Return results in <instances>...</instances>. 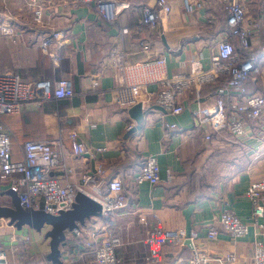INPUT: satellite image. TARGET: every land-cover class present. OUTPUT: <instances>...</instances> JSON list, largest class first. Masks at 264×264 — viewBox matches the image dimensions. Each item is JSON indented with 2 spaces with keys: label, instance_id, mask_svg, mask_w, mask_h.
<instances>
[{
  "label": "crops",
  "instance_id": "obj_1",
  "mask_svg": "<svg viewBox=\"0 0 264 264\" xmlns=\"http://www.w3.org/2000/svg\"><path fill=\"white\" fill-rule=\"evenodd\" d=\"M169 1L171 11L160 13L155 30L137 33L133 27L143 16V6H153L154 0H121L131 6L121 12L118 27L108 25L87 5H75L72 0L37 5L46 8L43 24L35 21V7L27 6L25 0H0V71H13L29 81L53 83L69 78L75 89L71 98H52L39 108L28 104L21 114L5 119L12 133V158L23 159L25 141L52 139L62 127L65 138L57 152L72 169L68 176L71 183H83L87 172L96 173L102 186L108 178L119 175L129 198L128 208L115 219L114 234L122 241L118 248L120 264H144L146 239L157 225L196 231V248L213 259L211 264H219L216 258L229 254L237 257L238 264H253L254 243L262 239L260 229L251 226L248 236L239 240H232L225 232L211 240L208 230L218 225L214 219L224 208L233 210L243 221L250 219L247 190L253 181L264 177V116L248 125L251 132L243 143L228 132L207 141L203 131L194 126L192 110L196 103L191 95L185 99L180 115L155 109L146 113L140 124L113 103L115 83L108 66L113 47L126 53L128 61L138 62L148 58L143 44L150 41L152 54L166 58L169 76L188 73L197 60L208 68L217 53V43L226 32L228 0H196L202 7L193 12L185 9L184 0ZM245 2L248 19L257 23L251 46L258 57L259 72L250 80L249 89L264 94V0ZM8 27L12 34L3 31ZM125 27L131 28L129 34L121 32ZM56 31L62 34L60 43L52 46L60 56L57 61L41 47L42 39ZM94 76L100 82L95 90L91 86ZM213 95V88H202L204 101ZM130 125L133 128L129 129ZM70 131L78 133L89 153H72L67 138ZM150 154L158 158L162 180L156 185L137 184L135 177ZM167 169L174 172L172 182L166 180ZM63 174L59 169L51 172L61 179L65 178ZM10 190V179H1L0 205H11ZM49 229H18L2 218L0 249L10 262L51 264L47 258L51 252L46 236ZM81 240L69 233L67 244L60 247L63 264H95L93 252ZM192 258L190 247L166 245L163 249V264H190Z\"/></svg>",
  "mask_w": 264,
  "mask_h": 264
},
{
  "label": "built area",
  "instance_id": "obj_2",
  "mask_svg": "<svg viewBox=\"0 0 264 264\" xmlns=\"http://www.w3.org/2000/svg\"><path fill=\"white\" fill-rule=\"evenodd\" d=\"M25 1L27 6L35 7L32 11L35 21L43 24L46 8L37 5L52 0ZM72 2L75 5H87L112 27L120 25L121 12L131 6L127 2L124 5L121 0ZM184 7L188 12H193L202 7V2L184 0ZM171 8L169 0H154L153 6H143V16L134 25V31H154L160 13H169ZM225 11L226 32L217 43V53L212 55L208 68H204L202 62L197 60L191 63L188 73L169 76L166 58L160 54H152L150 41L143 44V49L149 54L148 58L138 62L128 61L126 53L118 47H113L108 54L109 74L115 83L113 103L126 111L142 104L146 113L155 110L154 106H159L164 112L176 116L184 111V101L191 95L196 103L192 110L194 126L203 131L205 140L212 141L214 135L228 132L243 143L251 132L248 125L264 116V94H252L246 85L248 81L255 79L259 72L258 57L253 53L251 46V35L257 23L248 19L245 0H228ZM3 31L6 34L13 32L9 27ZM130 31V27L121 29L124 35ZM61 35L59 31L53 32L41 42L43 50L55 61L59 60L60 56L58 51L52 50V46L60 43ZM234 38L239 39L245 57L237 50ZM219 81H224V87L215 92L209 101H204L202 88ZM91 86L94 90L100 86L98 76L91 79ZM74 93L72 79H60L53 83L49 80L29 81L13 71H0V180L10 179L11 190L18 194L20 204L26 210L43 209L49 214L58 215L73 208L78 194L90 197L101 206L100 214L87 219L84 225L74 229L72 234L82 239L85 247L93 252L95 264H120L118 248L122 241L114 234L115 219L128 208L129 198L119 175L108 178L103 186L98 182L97 174L92 172L85 173L83 183H71L68 176L72 169L57 152V147L63 144L65 138V130L62 127L58 136L52 139L25 141L23 159L15 161L12 158V133L5 119L21 114L25 105L31 104L39 108L52 98H71ZM93 127L95 125H92ZM167 127L184 131L176 125L167 124ZM131 128L132 125L129 126V129ZM67 138L74 155L90 152L79 140L76 131H70ZM53 169L61 170L65 178L52 176ZM166 177L168 182H172L175 178L174 172L167 169ZM161 180L158 158L150 154L135 177V182L156 185ZM247 197L252 210L249 221H243L233 210L224 208L214 219L218 225H213L208 230V238L215 240L220 232H225L232 240H239L248 236L251 226L257 227L262 232V239L254 243L252 260L253 264H264V177L250 184ZM198 238L196 231L188 233L184 229H164L157 225L152 228L146 239L147 254L144 264H163V249L166 245L190 247L193 252L190 264H211L213 259L201 255L197 250ZM216 262L238 264V259L229 254L216 258ZM0 264L17 263L10 262L7 253L0 249Z\"/></svg>",
  "mask_w": 264,
  "mask_h": 264
},
{
  "label": "water",
  "instance_id": "obj_3",
  "mask_svg": "<svg viewBox=\"0 0 264 264\" xmlns=\"http://www.w3.org/2000/svg\"><path fill=\"white\" fill-rule=\"evenodd\" d=\"M154 108L164 111L159 106H154ZM128 112L139 124L146 115L142 104L132 107ZM8 195L11 196L12 202L10 206L0 205V219H9L10 224L18 229L29 226L40 231L45 226H49L50 229L46 236L50 238L51 252L47 258L53 264H63L60 247L67 244L69 233H72L80 225H84L90 217L99 216L101 210V206L97 202L81 193L77 195L76 202L70 211L60 212L58 215L49 214L43 209L26 210L21 206L16 192L10 190Z\"/></svg>",
  "mask_w": 264,
  "mask_h": 264
},
{
  "label": "trees",
  "instance_id": "obj_4",
  "mask_svg": "<svg viewBox=\"0 0 264 264\" xmlns=\"http://www.w3.org/2000/svg\"><path fill=\"white\" fill-rule=\"evenodd\" d=\"M236 40L238 41V44H236ZM233 41H234V44H235L237 50L242 54L243 57H245L246 54L240 48L239 39L238 38H234ZM66 79H69V78H66ZM249 83H250V81H248V83L246 84L247 85V88H248L249 92L253 94L255 92H251L250 91V89H249ZM224 85H225L224 81H219V82H216V83L208 84L209 87L213 88V93L217 92L220 88L224 87ZM51 264H53V263H51Z\"/></svg>",
  "mask_w": 264,
  "mask_h": 264
}]
</instances>
